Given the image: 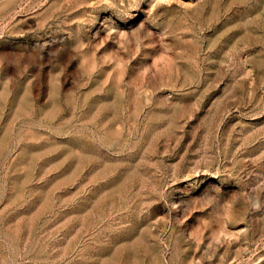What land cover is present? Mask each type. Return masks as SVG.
Here are the masks:
<instances>
[{"label": "rangeland", "instance_id": "rangeland-1", "mask_svg": "<svg viewBox=\"0 0 264 264\" xmlns=\"http://www.w3.org/2000/svg\"><path fill=\"white\" fill-rule=\"evenodd\" d=\"M0 264H264V0H0Z\"/></svg>", "mask_w": 264, "mask_h": 264}]
</instances>
